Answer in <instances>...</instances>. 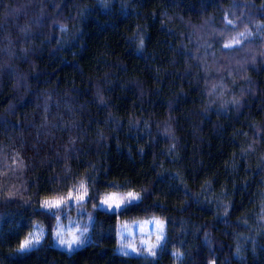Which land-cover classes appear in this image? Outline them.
Returning <instances> with one entry per match:
<instances>
[{
	"label": "clouds",
	"instance_id": "obj_1",
	"mask_svg": "<svg viewBox=\"0 0 264 264\" xmlns=\"http://www.w3.org/2000/svg\"><path fill=\"white\" fill-rule=\"evenodd\" d=\"M191 7L185 0H0V264L49 250L77 264L73 257L105 241L113 242V264H264V107L248 111L264 98L257 80L264 0H202L186 15ZM156 28L179 37L167 67L156 66ZM105 30L121 45L91 49ZM45 59L74 75L55 80ZM130 61H142L143 71ZM177 74L199 94L183 112L188 89L164 79ZM129 95L127 108L117 103ZM241 118L226 162L231 186L189 184L185 124L198 154L206 122L218 131ZM149 155L137 172L136 159L143 164ZM117 158L131 168L114 172ZM112 190L117 204L106 202ZM54 194L58 206L46 203ZM73 202L86 215L69 216L75 226L66 230L62 216ZM129 220L154 228L135 236Z\"/></svg>",
	"mask_w": 264,
	"mask_h": 264
},
{
	"label": "trees",
	"instance_id": "obj_2",
	"mask_svg": "<svg viewBox=\"0 0 264 264\" xmlns=\"http://www.w3.org/2000/svg\"><path fill=\"white\" fill-rule=\"evenodd\" d=\"M202 0H185V3L188 5H191L193 7L186 9L185 14L195 13L199 10L200 4ZM101 23H107L105 20H101ZM130 23L121 24L119 31H124L127 27H130ZM92 33H96L99 30L96 27H91L89 29ZM153 36L152 41V47L155 48L156 52L159 53V56L157 58V67H167V62L171 58L172 53L169 52L170 46H177L179 42V37L169 36L166 33H161L158 28L151 30L150 33ZM105 41L109 42V46L116 45L119 47L121 45V40L119 36H116L111 30H105L104 32H101L99 36H94L93 40L90 42L89 47L93 50H95L97 47H100L104 44ZM68 59L69 64L75 62L78 58H72V57H65ZM83 63V62H82ZM134 65H139V67L136 68L137 74H140L141 71H143V62L142 61H136L131 62L130 61V67ZM42 67L45 68L48 72L55 74V80H64L68 77H71L74 75L73 69L70 67L68 68H62L61 65L56 64L55 66H52L51 63L45 59L42 62ZM171 71L172 69H168ZM147 76V73H145ZM255 75V73H253ZM165 81H170L173 85L179 86L180 84H183L186 89H188L189 94V100L188 103L185 105H182L181 112L184 111L185 108H190L192 103H199V94L194 89L188 88V80H182L180 78V75H174L172 77H168L165 75L164 77ZM149 80L151 82V79L149 77ZM258 82L260 83L261 87H264V71L261 72L260 76L257 77ZM162 88L165 87V84L160 85ZM134 97L129 95L128 99L121 102L117 101L118 104L123 103L124 107L127 108L132 102H134ZM4 106V105H0ZM261 107H264V98H258L256 100H253L251 102V107L248 109V111L255 112L257 115L260 114L259 109ZM158 111H164L163 109H157ZM223 119V118H221ZM216 122L215 116L213 117L212 123ZM182 124H185L183 120H181ZM244 126L243 124V118H241L240 122H233L231 125L228 123H225V126L223 129H220L218 131H213L211 124L207 123L205 124V127L203 129V137H204V143L200 146L199 153L195 154L194 149L195 145L193 143V137H192V130L191 128L187 127L185 124V140H186V152L184 153V162L186 166V171L184 173L187 181L189 184H195L199 185L201 182L207 179L213 180V187L219 188V186L222 183H229L231 186L232 177L229 176L228 170L226 168V162L229 159V156L231 155V152L235 145L231 144L230 141L234 139L233 132L236 129H240ZM130 143L133 146V151H135V141H130ZM147 152L151 153V149L146 148ZM115 155V153H113ZM195 161V163H193ZM151 162V155L147 158L145 163H141L139 158L136 159L137 172L145 171L146 165L150 164ZM243 163V162H242ZM131 165L127 162L125 159H119L117 158L116 164L114 166V172L115 169H130ZM149 173H151V169H147ZM241 175L244 174L243 171L240 173ZM247 175H250L253 177V179H256L255 173L252 171H247ZM110 192H119L118 190H112ZM109 192V193H110ZM71 191L69 192V195H71ZM243 193H240L236 199L242 200ZM45 199H47L50 202H55L57 200L61 201V197L59 195H49ZM170 199H174V197H170ZM73 207V208H72ZM69 210L73 213H70ZM75 214V208L73 203H70L69 208L64 212L62 219H67L69 216H72ZM196 216H204L207 217L206 213L195 211L194 213ZM238 214V213H237ZM82 215H86L83 214ZM81 215V216H82ZM76 216V215H75ZM81 216H76L77 220L81 218ZM101 219H104V217L101 215ZM130 221V220H129ZM9 225H5V231H7V228ZM11 242V238H9ZM21 242H23V239L21 238ZM0 247H4L3 245H0ZM112 247L113 242L111 241H105V243L102 244L101 247H92L88 248L85 252L80 253L77 257H73V260L77 262V264H113L112 260ZM5 253H7V248H4ZM4 264H70V262L67 260L66 257L60 255L59 253L49 250L47 252L45 251H39V252H33L23 261H8L5 260ZM135 264V262H133Z\"/></svg>",
	"mask_w": 264,
	"mask_h": 264
},
{
	"label": "rangeland",
	"instance_id": "obj_3",
	"mask_svg": "<svg viewBox=\"0 0 264 264\" xmlns=\"http://www.w3.org/2000/svg\"><path fill=\"white\" fill-rule=\"evenodd\" d=\"M106 199L108 200L109 204H117V203L120 202V193L119 192H110V193L107 194ZM70 222H71V224H73V226L70 227V225H65L64 224V227H65L66 230L72 229L75 226V221H70ZM127 226L130 227L132 234L135 235V236L140 235L141 234V230L144 227H147L149 231H151L154 228L153 224L145 225L142 222L141 223H133V222L127 223ZM124 234H125V236H127V231H125Z\"/></svg>",
	"mask_w": 264,
	"mask_h": 264
},
{
	"label": "bare ground",
	"instance_id": "obj_4",
	"mask_svg": "<svg viewBox=\"0 0 264 264\" xmlns=\"http://www.w3.org/2000/svg\"><path fill=\"white\" fill-rule=\"evenodd\" d=\"M73 205H74V202H73ZM68 208H69V207H68ZM72 208H73V207H72ZM74 208H75V206H74ZM69 212L72 213L70 210H69ZM72 214H73V213H72ZM74 215H76V216H81V215H82V212H77V211L75 210V214H74ZM76 216H75V217H76ZM76 219H77V218H76ZM62 223L65 224V225H70V227L73 226V224H71L69 218H67V219H62ZM127 223H131V221H127Z\"/></svg>",
	"mask_w": 264,
	"mask_h": 264
},
{
	"label": "snow or ice",
	"instance_id": "obj_5",
	"mask_svg": "<svg viewBox=\"0 0 264 264\" xmlns=\"http://www.w3.org/2000/svg\"><path fill=\"white\" fill-rule=\"evenodd\" d=\"M106 202H108V201H106ZM46 203H50L52 206H58L61 203V201L60 200H57L54 203L53 202L46 201Z\"/></svg>",
	"mask_w": 264,
	"mask_h": 264
}]
</instances>
